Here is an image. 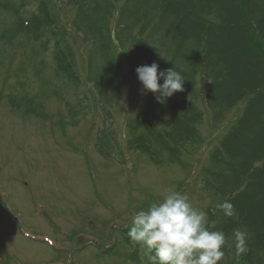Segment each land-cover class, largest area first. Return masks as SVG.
<instances>
[{
  "label": "rangeland",
  "instance_id": "374dc122",
  "mask_svg": "<svg viewBox=\"0 0 264 264\" xmlns=\"http://www.w3.org/2000/svg\"><path fill=\"white\" fill-rule=\"evenodd\" d=\"M53 1L75 55L76 85L54 76L49 52L42 66L30 47L17 45L21 37L0 43V264H137V259L142 264L140 249L114 244L136 213L169 188L205 211L206 226L215 231L220 196L203 187L201 172L242 115L248 96L214 123L205 101L209 82L199 80L194 99L204 114L202 142L184 148L178 162L157 163L143 150L125 148L147 93L141 94V83L127 69L132 46L116 41L122 78L111 121L121 147L117 159L107 158L97 142L103 115L87 82L92 44L71 29L75 5ZM6 13L0 4L2 29ZM218 264L242 262L227 253Z\"/></svg>",
  "mask_w": 264,
  "mask_h": 264
},
{
  "label": "trees",
  "instance_id": "16d2710c",
  "mask_svg": "<svg viewBox=\"0 0 264 264\" xmlns=\"http://www.w3.org/2000/svg\"><path fill=\"white\" fill-rule=\"evenodd\" d=\"M64 1L75 5L71 29L92 44L87 82L103 115L97 142L107 158L117 159L121 147L111 121L113 101L120 99L116 85L122 78L116 41L132 46L127 66L132 79H138V66L153 62L158 72L175 68L184 77L183 90L163 104L157 102L158 94L148 92L145 106L129 125L125 148L143 150L157 163L162 158L178 162L184 148L202 142L204 114L194 99L199 80L209 82L202 89L214 123L248 96L242 115L212 150L201 176L203 187L220 196L218 204L228 201L236 212L227 217L217 209L214 230L225 234L224 254L231 253L232 260L242 264H264V0ZM0 4L8 22L0 28V43L9 45L21 37L17 45L30 47L42 66L49 52L54 76L76 85L75 55L55 2ZM31 7L34 10L28 11ZM131 226L119 232L116 247L120 243L139 249L128 237ZM236 230L246 234V251L239 255Z\"/></svg>",
  "mask_w": 264,
  "mask_h": 264
},
{
  "label": "clouds",
  "instance_id": "9594fccd",
  "mask_svg": "<svg viewBox=\"0 0 264 264\" xmlns=\"http://www.w3.org/2000/svg\"><path fill=\"white\" fill-rule=\"evenodd\" d=\"M158 68L153 62L138 66L135 71L142 85L141 94H158L155 98L163 104L183 90L184 77L175 68L159 72ZM217 207L227 217L236 216L234 206L228 201ZM131 224L127 234L141 250L142 264H218L224 257L225 234L210 231L206 212L194 207L187 195L172 188L146 210L138 211ZM233 238L237 254L245 252L246 234L236 230Z\"/></svg>",
  "mask_w": 264,
  "mask_h": 264
}]
</instances>
